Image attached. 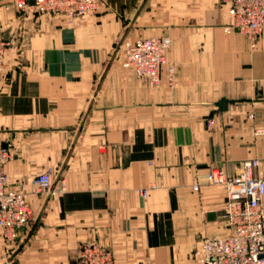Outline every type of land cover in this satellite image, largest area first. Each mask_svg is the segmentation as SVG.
Listing matches in <instances>:
<instances>
[{
	"label": "crops",
	"instance_id": "crops-1",
	"mask_svg": "<svg viewBox=\"0 0 264 264\" xmlns=\"http://www.w3.org/2000/svg\"><path fill=\"white\" fill-rule=\"evenodd\" d=\"M222 1L108 0L69 24L20 15L0 0L10 42L0 142L11 148L10 186L26 183L33 212L14 241L0 234V264H77L81 243L93 237L115 264H195L203 237L229 234L225 188L207 174L215 165L235 175L253 158L264 174V135L254 134L264 126V38L252 47L228 32ZM162 35L172 43L163 84L151 88L117 50ZM169 63L177 66L173 85ZM47 171L63 177L65 191H33Z\"/></svg>",
	"mask_w": 264,
	"mask_h": 264
},
{
	"label": "built area",
	"instance_id": "built-area-1",
	"mask_svg": "<svg viewBox=\"0 0 264 264\" xmlns=\"http://www.w3.org/2000/svg\"><path fill=\"white\" fill-rule=\"evenodd\" d=\"M20 15L64 16L69 24L83 22L89 15L108 7V0H10ZM227 5L230 23L226 30L246 35L252 47L264 38V0H223ZM170 36L140 37L123 41L117 50L124 68L133 70L138 79L151 88L163 84L161 70L167 63L171 47ZM9 40L0 28V80L8 70L6 50ZM167 81L177 82V66L167 67ZM254 120L255 113L249 112ZM255 136L264 135V126L254 125ZM11 156V148L0 142V234L6 242L14 241L20 230L30 226L32 209L27 198L26 183L18 188L10 186L5 164ZM260 160H247L235 175H228L218 166H211L207 174L209 184L222 186L226 191L224 217L229 234L222 237L205 236L194 250L195 264H264V174L256 172ZM35 193L50 194L66 190L63 177L47 171L32 180ZM193 188H200L195 182ZM142 195L147 197L148 189ZM77 264H115L113 252L96 238L83 241L79 247Z\"/></svg>",
	"mask_w": 264,
	"mask_h": 264
},
{
	"label": "water",
	"instance_id": "water-1",
	"mask_svg": "<svg viewBox=\"0 0 264 264\" xmlns=\"http://www.w3.org/2000/svg\"><path fill=\"white\" fill-rule=\"evenodd\" d=\"M226 103V101H223L222 102V104H225ZM214 215V213H212V214H210V216H213Z\"/></svg>",
	"mask_w": 264,
	"mask_h": 264
},
{
	"label": "rangeland",
	"instance_id": "rangeland-1",
	"mask_svg": "<svg viewBox=\"0 0 264 264\" xmlns=\"http://www.w3.org/2000/svg\"><path fill=\"white\" fill-rule=\"evenodd\" d=\"M163 36V35H162Z\"/></svg>",
	"mask_w": 264,
	"mask_h": 264
}]
</instances>
